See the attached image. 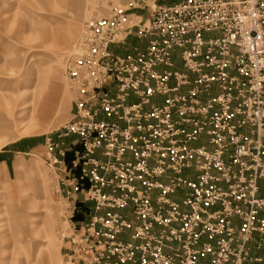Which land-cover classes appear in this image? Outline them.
Returning <instances> with one entry per match:
<instances>
[{
	"label": "built area",
	"instance_id": "built-area-1",
	"mask_svg": "<svg viewBox=\"0 0 264 264\" xmlns=\"http://www.w3.org/2000/svg\"><path fill=\"white\" fill-rule=\"evenodd\" d=\"M65 75L44 145L61 193L94 203L83 264H241L264 243V0H124L87 19Z\"/></svg>",
	"mask_w": 264,
	"mask_h": 264
},
{
	"label": "rangeland",
	"instance_id": "rangeland-1",
	"mask_svg": "<svg viewBox=\"0 0 264 264\" xmlns=\"http://www.w3.org/2000/svg\"><path fill=\"white\" fill-rule=\"evenodd\" d=\"M123 2L0 0V264H74L75 228L88 220L94 203L80 195L73 203L61 193V173L47 163L45 137L58 139L56 129L70 116L65 57L84 23ZM140 44L129 35L113 50ZM27 101L29 109L21 112ZM66 156L76 153L68 149Z\"/></svg>",
	"mask_w": 264,
	"mask_h": 264
},
{
	"label": "crops",
	"instance_id": "crops-1",
	"mask_svg": "<svg viewBox=\"0 0 264 264\" xmlns=\"http://www.w3.org/2000/svg\"><path fill=\"white\" fill-rule=\"evenodd\" d=\"M140 45H143V41L139 39ZM116 46V45H115ZM160 95H155L151 98L152 101H160L161 100ZM5 166V165H4ZM128 214L129 217H131V213L129 211H124ZM125 236L127 237L129 235V231H125ZM260 234L259 233H253L251 240L248 243L249 246V257L242 263V264H264V243L260 242ZM72 255V261L74 264H83V260L79 255H76L71 253ZM256 257H259L260 259H256Z\"/></svg>",
	"mask_w": 264,
	"mask_h": 264
},
{
	"label": "bare ground",
	"instance_id": "bare-ground-1",
	"mask_svg": "<svg viewBox=\"0 0 264 264\" xmlns=\"http://www.w3.org/2000/svg\"><path fill=\"white\" fill-rule=\"evenodd\" d=\"M73 46H74V44H73ZM72 48H73V47H72ZM71 51H72V50H71ZM71 51H70V53H71ZM70 53H69V54H70ZM69 54H68V55H69ZM68 55H67V56H68ZM67 56H66V57H67ZM66 57H65V59H66ZM27 103H28V101L25 103L26 105L23 106V110H21V112L24 111V110H26V109H29ZM16 114H17V113H16ZM26 118H27V119H28V118L30 119V117H28V116H26ZM38 250H40V247L37 246V251H38Z\"/></svg>",
	"mask_w": 264,
	"mask_h": 264
}]
</instances>
